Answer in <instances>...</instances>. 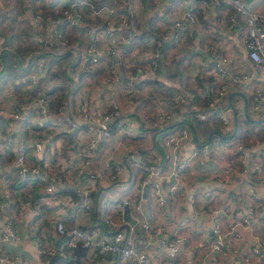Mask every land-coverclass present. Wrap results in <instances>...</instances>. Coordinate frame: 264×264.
I'll list each match as a JSON object with an SVG mask.
<instances>
[{"label":"built area","instance_id":"2783aa9c","mask_svg":"<svg viewBox=\"0 0 264 264\" xmlns=\"http://www.w3.org/2000/svg\"><path fill=\"white\" fill-rule=\"evenodd\" d=\"M218 1L227 4L225 23L230 28L239 24L235 42L244 47L255 71L264 73V10L248 6L245 0ZM155 2L165 11L160 29L150 25V0H113L112 5L97 7L87 2L89 7L83 11L78 10L83 1H73L61 11L57 6L58 15L45 19L31 13L45 47L24 58L23 74L16 81L0 77V170L4 163L14 169L0 174L5 196L0 209L25 198L13 193L8 183L12 173L26 184L39 179L44 183L39 189L41 198L57 199L58 204L48 210L37 206L33 211L43 223H53L62 240L56 244L46 234L37 237L41 263L7 254L0 246V264H49L57 253L68 257L80 247L91 259L116 253L118 264H154L129 235L137 225L160 235L163 245L184 243L194 251L189 260L177 264H226L228 259H238L237 264H264V141L251 140L247 145L235 136L236 107L227 98L235 80L246 83L250 74L219 40L201 47L214 79L202 80L200 94L211 99L199 116L216 117L221 125L206 143H199L196 120L180 106L189 91L171 84L170 96L142 95L137 81L147 78L163 86L168 61L162 44L169 40L179 44L187 36L200 43L204 33L197 38L196 6L209 17L215 3L181 0L168 11V0ZM73 28L82 29L85 44L66 68V77H52L44 53L77 50L68 36ZM143 32L148 46L144 51L139 47L144 43ZM4 42L0 34V73ZM54 88H64L67 94L55 106L50 94ZM263 89L264 85L251 88L248 112L258 119L264 118ZM129 104L136 106L134 117L123 109ZM198 108V104L193 106ZM147 129L155 130L159 149L150 158L133 145ZM70 135L75 142L67 146ZM127 178L131 187L120 193L115 204L108 195H100ZM243 179L247 186L237 190L234 185ZM201 182L209 188L203 189ZM175 201L186 205V215L177 213ZM97 208L99 223L95 224L92 214ZM173 229L177 235L169 237ZM9 231L16 236L12 226Z\"/></svg>","mask_w":264,"mask_h":264},{"label":"crops","instance_id":"0c3cea01","mask_svg":"<svg viewBox=\"0 0 264 264\" xmlns=\"http://www.w3.org/2000/svg\"><path fill=\"white\" fill-rule=\"evenodd\" d=\"M29 1L30 0H25L27 15H29V13L32 12L33 10V8L31 7L32 2L29 3ZM180 1L177 0L175 4L179 3ZM212 1L215 4H214V7L211 8V15L209 17L204 16L203 9L200 8L198 5L196 6V12L197 11L202 12L203 17H204L202 20L203 23L199 21V29L197 30V35H198L197 38L199 39V37H201L200 34L202 33H204L203 36L206 38L203 37L199 43L195 41L196 39H191L189 37H186L185 39L181 41V43L177 44V47H178L177 56L179 58H183L184 63L188 67L190 75H192L193 77L202 76L201 83H202V80L206 81L207 83H210L214 79L213 77L214 75L211 72L212 65L206 63L207 59L205 55L201 53V47L207 43H213L219 40V43L223 45L224 50L230 53L231 56L234 57L237 62L238 60H240V64L243 65L245 71L246 72L248 71L250 74L249 80H247L246 83L238 79L235 80V83H233L234 87L232 91L230 92V93L232 92L245 93V95H247V98H248V107H249L250 100H251V88H254L256 86L263 87L264 73L261 74L255 71L252 62L247 57L244 47L241 44L235 42V39L237 36L235 32L237 31L239 24L238 26H236V28L235 27L230 28L229 25L225 23V15L223 13L224 11L223 7L217 10L216 6L218 5L219 1L218 0H212ZM245 3L248 6L256 10H261V11L264 10V0H245ZM156 8H161V7L156 6ZM154 11H155L154 7L152 8V5H151V12L149 16L150 22L152 20V17L154 21L158 20L157 14L154 15L153 13ZM164 12L165 11L162 10L161 12L162 16ZM221 18H222V22H221ZM157 26L159 27L160 25L157 24ZM139 47L142 51L148 49V46L145 44H142V42L139 44ZM201 63H202V67L204 66L202 70H201ZM137 84L142 91V95H146L154 91L153 93L158 92L160 95L167 97V96H170L169 91H170L171 84L179 88L177 83H175L172 80H169L168 77L163 79V86H158V84L156 82H153L152 79H147V78H142L141 80H138ZM192 84L196 85V83L193 81H192ZM202 86L204 87L203 83L201 87ZM236 95L241 97V105L243 106V113H245V103H246L245 98L238 93ZM227 98H229V95ZM232 102L235 105L233 100ZM262 103L264 105V100ZM135 107H136L135 105L129 104V105H124L123 109L127 114H129L130 117H134ZM185 111H188L189 118L193 119V116L191 115V110L189 109L187 110V108H185ZM199 111L197 112L198 115H199ZM244 117L245 115L242 118L238 117V119H243ZM255 119H258V118H255ZM255 124H259V123H255ZM243 125H246V124H243ZM240 128L243 129L246 127L242 126ZM237 132H240V129H238ZM263 141H264V138L257 141L256 143L260 144ZM133 145L139 149V151L142 153V156L144 158H150L155 151H159V149L156 147V144H155V130L153 129L145 130L144 134L141 137L133 140ZM247 145H251V144H247ZM13 170L14 169H12L11 167H8V164L4 163V168L2 169V171L0 170V174L1 175H3L4 173L9 174ZM139 171L141 170L135 169L136 173H138ZM12 177H14V173H12V176L10 178ZM129 180L130 178H127L123 181L116 183L110 188L103 189L100 195L103 194L102 197H104L105 195H108V197L111 199V203L115 204L120 194H118L116 198L113 199L111 197L112 191L120 184L128 185V187L126 188V190H128L131 187V183ZM9 181L10 179H8V183ZM245 182L247 181L243 179L241 183L239 182L238 184H235L234 186L236 187L237 190H239V188L241 189L247 186ZM201 184L203 186L202 187L203 189L209 188L208 184L204 185L202 182ZM43 185L44 183H42V181H40L39 179H34V180L32 179L28 181V183L25 184V186L21 188V190H18L17 192H13L15 195L19 193L24 194L25 198L23 202L22 203L13 202V203H10L9 205L6 204L4 210L0 209V246H1V249L7 254L19 256V258L20 257L29 258L39 263H41L42 256L36 244L37 237H41L43 234H46L50 242L56 243V244H59L62 240L59 234L56 233L53 223L52 225L48 223L47 221L43 223L41 221L40 216L35 215L33 211L35 207L39 206V205H34L33 202L34 200H36V196L40 195L39 189ZM3 186H4L3 181H0V200L1 201L5 200V196L3 193ZM70 190L71 188H68L69 192ZM41 199L44 200V202L49 203V206L45 208H41V210H48V209L54 208L58 204V200L54 198L46 197V198H41ZM168 206L169 208L172 207V205L170 204ZM176 209H178L177 213H185V215L187 214L186 205H183L181 206V208L178 207ZM92 219L95 224L99 223L98 208L94 210L92 214ZM131 220L132 219H129L130 222ZM10 226H12V228L16 230V236H12L10 234V231H9ZM129 235L130 236L132 235L135 245L144 247V249L152 257L154 264H177L180 260H185V261L189 260L193 256L192 254L194 253V251L191 248H188L187 245H184V243H181L177 247L163 245L160 242V235L150 234L146 232L145 230H143L142 228H140L138 225L134 227V231H132V233H129ZM168 235L169 237H174L177 235V232L176 230L173 229L170 231ZM84 254H82V256L80 257L76 253H73L71 264H118L119 255L116 253H113V254L109 253L104 256H98L96 259L88 258L86 251L84 252ZM237 260L236 262H232V260L228 259L226 261V264H237L238 263Z\"/></svg>","mask_w":264,"mask_h":264},{"label":"trees","instance_id":"16d2710c","mask_svg":"<svg viewBox=\"0 0 264 264\" xmlns=\"http://www.w3.org/2000/svg\"><path fill=\"white\" fill-rule=\"evenodd\" d=\"M73 1H83L82 4H79L78 10L83 11L89 6L87 5V2L93 4L94 6H101V5H112L113 0H30L31 7L33 8L32 13L34 12V16L40 15L43 17V19L46 18L47 15H54L57 16L58 13L56 12V7L60 9L61 11L63 8L69 6ZM24 2V3H23ZM177 0L172 1L168 7L167 10L175 5ZM61 4V5H60ZM152 8L154 7V15L157 14L158 19L159 17H162V10L161 8H156V3L152 2ZM60 6V7H59ZM227 4L219 1L218 5L216 6V9L219 10L222 7H226ZM169 11V10H168ZM31 13V12H30ZM29 13V14H30ZM153 15V16H154ZM8 18V22H7ZM204 18V17H203ZM20 23L19 26L15 27L16 23ZM3 24H6L8 28H10V34L4 35L1 31L3 30L1 27H3ZM152 24L153 28L160 29V26H157V22L151 20L150 25ZM22 25V26H20ZM38 21H35L31 18L30 15H27V10L25 6V0L22 1V5L20 9H17L16 7L10 8V9H0V34H3L5 37L4 46L5 48L1 51V60L4 64V70L0 73V77L3 78H10L14 81H16L21 74H23V66L22 61H24V58L21 57L22 53H25L26 56L28 54L33 53L35 50H43L45 47V44L43 40L40 38H37L35 36V32H39L37 29ZM65 25L62 26V29H64ZM38 30V31H37ZM73 32L69 33L70 40L77 44V50H69L68 52L59 55V56H53L52 54H49L48 61L51 67V76L52 77H59L63 76L66 77V68H68L72 62L75 60L78 50L82 47V45L85 44V37L84 33L80 30H76L73 28ZM146 32H143L141 34V39L144 42V37ZM189 37V36H187ZM190 38V37H189ZM32 40V41H31ZM34 42L36 43V47L31 50ZM23 43V45H21ZM145 44L146 43H142ZM177 43L173 40L166 41L162 44V53L163 55L168 59L167 62V77L169 80L174 81L177 83L180 90H187L190 94H187L186 100L182 101L180 103L181 108H187V110H191V115L193 116V119L196 120V135L199 143H206L210 139V135L214 131H220V121L217 120L216 117H200L197 112L205 113L208 109V101L211 99V97L208 96H202L200 94V90L203 89V86L201 87V77L195 76L193 77L190 75V72L188 70V67L183 61V58H179L177 56ZM25 55H23L24 57ZM25 56V57H26ZM50 56V57H49ZM25 72V71H24ZM153 82H156L155 80H152ZM192 81L196 83V85L192 84ZM197 87V88H196ZM201 87V88H200ZM52 92V93H51ZM50 94L54 98H56V101L52 102V105H58L62 102H64L66 99V89L64 88H54L51 90ZM154 92V91H153ZM152 92V93H153ZM195 94L193 97L192 94ZM56 95V97H55ZM236 94L232 96V100L234 101ZM194 104H199V108L193 109ZM188 113V111H186ZM213 119V120H210ZM252 124L256 125L254 122H251L250 120L246 119L245 117L243 119H239V128L243 126V124ZM46 130H52V128H45ZM75 142L74 135H70V142L67 146H71ZM68 148V147H67ZM10 187L14 192H17L18 190H21L26 184V181H21L19 177H13L10 179ZM34 205H39L40 208H45L49 206V203L44 202V200L41 199V196L37 195L36 200L33 202ZM76 253L78 256H82L81 252L78 250H74L72 252ZM72 254L68 257H61L59 259H55L52 257L50 259V262H54L55 264H71L72 263ZM85 256V254H84Z\"/></svg>","mask_w":264,"mask_h":264},{"label":"rangeland","instance_id":"374dc122","mask_svg":"<svg viewBox=\"0 0 264 264\" xmlns=\"http://www.w3.org/2000/svg\"><path fill=\"white\" fill-rule=\"evenodd\" d=\"M22 1L23 0H0V9L3 8V9H10V8H13V7H16L17 9H20L21 5H22ZM156 0H150V2H155ZM156 3V2H155ZM152 5V4H151ZM156 6H158L157 4H155ZM201 10V9H200ZM32 13V12H31ZM31 13L29 14L31 16ZM34 13V12H33ZM197 15H198V18H199V21L201 23H203V13L202 12H196ZM7 22H8V18H7ZM158 25H160V27L162 28L164 23H165V19H164V16L162 17H159V19L156 21ZM20 23H16L15 24V27L16 26H19ZM22 26V25H20ZM3 30L1 31L4 35L7 36V34H10V28L7 27L6 24H3V27H1ZM37 29L39 30V24L37 25ZM37 30V31H38ZM74 30H71L70 32L72 33ZM38 35V36H37ZM35 36L37 38H41L42 35H41V32L39 30V32H35ZM86 39V37H85ZM32 41V40H31ZM23 45V43L21 44ZM24 46V45H23ZM36 47V43L34 42L33 46L31 47L33 50V48ZM47 55L49 54H52L53 56H59V55H56L54 53H49V52H46ZM23 55L26 56L25 53H22L21 54V57L22 58H25V56L23 57ZM44 55L46 56V54L44 53ZM50 57V56H49ZM46 58L48 59V56H46ZM51 72V71H50ZM62 76V75H61ZM93 77V76H92ZM56 97V95H55ZM53 101L55 102L56 101V98L53 97ZM234 103H235V107L238 111V117L242 118L244 116V113H243V106L241 105V97L236 95L235 98H234ZM251 116H253L255 118V114L253 112H251ZM246 125H243L245 126L246 128H243L242 130H240V132H238L236 134L237 138L241 139L243 142H245L246 144H251V140H252V143H256L257 141L261 140L264 138V122L263 123H259V124H256V125H252L251 123L250 124H247L245 123ZM258 128V129H256ZM128 187V185L126 184H120L118 185L113 191H112V194H111V197L114 199L116 198V196L122 192H124L126 190V188ZM175 205L179 208H181V206L179 204L176 203L175 201Z\"/></svg>","mask_w":264,"mask_h":264},{"label":"water","instance_id":"95a60500","mask_svg":"<svg viewBox=\"0 0 264 264\" xmlns=\"http://www.w3.org/2000/svg\"><path fill=\"white\" fill-rule=\"evenodd\" d=\"M172 1H174V0H168L169 3H171ZM116 58H117V57H116ZM237 93L240 94V95H242V96L245 98V101H246V103H245V113H244L245 118L248 119V120H250L251 122H254V123H262V122H264V118H262V119H255V118H253V117L250 116V114H249V112H248V98H247V95H245V93H243V92H232V93H230V94H229V103H230V105H231L232 107H234V104H233V102H232V96L235 95V94H237ZM234 113H235V119H236V131H237L238 126H239V121H238V113H237V109H235V108H234ZM236 131H235V133H236ZM214 132H216V131H214ZM212 134H213V133H211V136H212ZM211 136H210V137H211ZM147 189H148V185L145 186V191H144V193H143V202H144V203H146ZM126 212L129 213V208H128V207H126ZM200 218H203V217H200ZM77 250H78L79 252H81L82 254H84V252H85V249L82 248V247L78 248ZM117 256H118V255H117ZM54 258H55V259H59V258H61V256H60L59 253H57V254L54 256ZM49 264H55V263H54V262H51V263H49Z\"/></svg>","mask_w":264,"mask_h":264}]
</instances>
